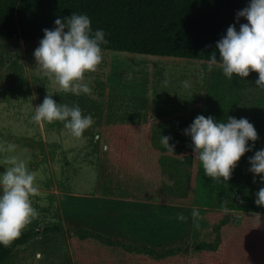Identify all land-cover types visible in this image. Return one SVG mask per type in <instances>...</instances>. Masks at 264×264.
<instances>
[{
  "label": "rangeland",
  "instance_id": "obj_1",
  "mask_svg": "<svg viewBox=\"0 0 264 264\" xmlns=\"http://www.w3.org/2000/svg\"><path fill=\"white\" fill-rule=\"evenodd\" d=\"M38 46L39 41L0 37V148L16 146L15 152H0V173L4 157L16 155L37 174L39 191L31 197L38 216L21 230L35 229L36 236L0 264H79L92 246L101 249L107 237L157 251L182 248L174 264H194L199 239L214 241L212 229L226 216L233 234L229 264H245L237 248L238 232L246 213L264 214V207L255 203L264 186L259 177L241 200L220 202L203 186V165L193 149L175 153L191 140L184 130L198 115L206 116L207 84L215 67L210 72L208 62L198 59L103 49L107 59L96 72L86 73L92 95L76 96L59 91L36 67ZM135 77L141 83L132 81ZM257 78L255 72L247 77L239 118L264 121V90L255 86ZM156 84L169 96L192 100L181 111L186 115L140 107L142 98L155 95ZM48 92L57 103L78 105L94 125L76 138L63 122L32 121ZM162 136L171 137L174 152L161 144ZM194 208L201 217L198 229ZM181 213L186 222L177 219ZM55 224L61 229L45 237V226ZM131 260L125 262L149 264L138 257Z\"/></svg>",
  "mask_w": 264,
  "mask_h": 264
},
{
  "label": "trees",
  "instance_id": "obj_2",
  "mask_svg": "<svg viewBox=\"0 0 264 264\" xmlns=\"http://www.w3.org/2000/svg\"><path fill=\"white\" fill-rule=\"evenodd\" d=\"M249 0H0V37L22 38L40 41L43 29L55 27V20L71 16L72 13L90 17L93 31L103 29L108 43L103 49L127 52L187 57L209 62L215 52L219 59L216 42L226 34L227 28L235 24L237 31L243 17L237 21V13L245 8ZM67 30V29H66ZM246 79L235 74L229 80L222 69L215 67L207 84L206 116L216 122H226L228 116L239 119L237 108L243 101ZM260 112V111H259ZM254 124L259 134L252 151L245 153L224 182L216 181L202 172V184L220 202H236L253 189L254 174L249 171V157L264 148V121L257 116ZM251 145V141L248 142ZM191 140L175 153L192 150ZM229 217L217 220L214 228L216 239H199L200 251L194 264H229L232 256L233 234L228 229ZM245 223L239 228L237 244L245 264H264V214L246 213ZM60 225L45 226V237L59 231ZM36 236V230L21 231L11 247L0 244V263H3L17 248ZM97 250L92 246L89 257L79 264H127L138 257L149 264H174L182 248L157 251L145 244H127L123 241L104 239ZM123 253H121V251ZM155 260L149 262L148 260ZM155 262V263H154Z\"/></svg>",
  "mask_w": 264,
  "mask_h": 264
},
{
  "label": "clouds",
  "instance_id": "obj_3",
  "mask_svg": "<svg viewBox=\"0 0 264 264\" xmlns=\"http://www.w3.org/2000/svg\"><path fill=\"white\" fill-rule=\"evenodd\" d=\"M243 17L239 31L232 24L226 34L216 42L219 59L215 52L210 56L208 71L214 67L222 69L229 80L235 74L246 79L252 72L258 74L255 86L264 90V0H249L248 5L239 10L237 21ZM89 16L72 13L71 16L55 20V27L43 29L44 36L34 51L36 67L43 76L59 85V91L76 96L92 95V88L86 81V73L97 71L102 63V45L108 43L103 29L93 31ZM67 29V30H66ZM185 87L188 82L185 81ZM32 121L40 123L60 121L72 136L80 138L94 125L91 115H84L81 108L57 103L49 92L43 102L35 107ZM191 137L194 156L202 162L204 174L212 180L224 182L232 178L234 169L245 153L252 151L259 139L258 131L247 118L228 116L226 122H216L213 116L198 115L184 130ZM171 137L162 136L161 144L174 152ZM251 141V145H249ZM16 146L8 144L0 152H15ZM249 171L259 177L264 185V148L256 150L249 157ZM4 171L0 173V244L11 247L21 235V230L38 216L31 197L39 194L35 184L37 174L28 169L26 162L16 155L3 159ZM255 203L264 207V186L259 188ZM194 227H200L199 211L192 210ZM178 220L187 221L183 213Z\"/></svg>",
  "mask_w": 264,
  "mask_h": 264
},
{
  "label": "crops",
  "instance_id": "obj_4",
  "mask_svg": "<svg viewBox=\"0 0 264 264\" xmlns=\"http://www.w3.org/2000/svg\"><path fill=\"white\" fill-rule=\"evenodd\" d=\"M20 39H22V38H20ZM34 49H36V48H34ZM111 56L108 57V59H110V61L111 60H113V61L114 60H120V59H117L114 57H112L113 59H111ZM161 56H163V55H161ZM106 59L107 58H103L102 60H106ZM126 59L129 60V62H133V58H126ZM140 63L146 64L147 66L152 65V63L150 61H148L147 59H140ZM151 69H154V68L152 67ZM132 81H139V83H141V80H137L136 77L132 78ZM154 87H155V89H154L155 95L154 96H150V97H146V98H142V99L140 98L142 101V102L140 101V107L141 108H143V109L147 108L149 110L159 109L162 111H171L169 113L173 114V115H182V114L186 115V114L182 113L181 111L184 109L188 110L191 106L192 100L177 98L175 96H169L167 94L168 91L164 86L156 84ZM169 92H170V90H169ZM173 94L171 93L170 95H173ZM193 102H194V100H193Z\"/></svg>",
  "mask_w": 264,
  "mask_h": 264
}]
</instances>
